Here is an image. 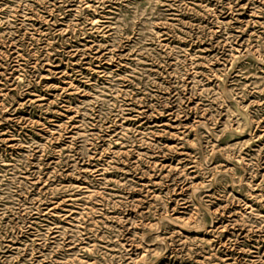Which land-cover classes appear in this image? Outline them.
<instances>
[{
  "label": "rangeland",
  "instance_id": "374dc122",
  "mask_svg": "<svg viewBox=\"0 0 264 264\" xmlns=\"http://www.w3.org/2000/svg\"><path fill=\"white\" fill-rule=\"evenodd\" d=\"M0 264H264V0H0Z\"/></svg>",
  "mask_w": 264,
  "mask_h": 264
}]
</instances>
